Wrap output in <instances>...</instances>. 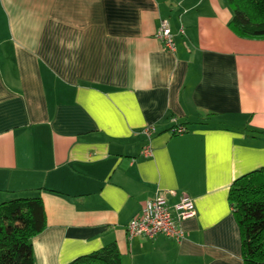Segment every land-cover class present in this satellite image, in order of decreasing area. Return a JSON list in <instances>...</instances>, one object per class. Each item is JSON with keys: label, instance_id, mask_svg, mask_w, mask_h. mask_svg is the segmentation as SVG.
I'll list each match as a JSON object with an SVG mask.
<instances>
[{"label": "crops", "instance_id": "0c3cea01", "mask_svg": "<svg viewBox=\"0 0 264 264\" xmlns=\"http://www.w3.org/2000/svg\"><path fill=\"white\" fill-rule=\"evenodd\" d=\"M233 16L227 0H0V203L43 199L36 264L112 242L123 264H244L229 193L264 168V39ZM159 192L194 200L185 238L129 239Z\"/></svg>", "mask_w": 264, "mask_h": 264}, {"label": "trees", "instance_id": "16d2710c", "mask_svg": "<svg viewBox=\"0 0 264 264\" xmlns=\"http://www.w3.org/2000/svg\"><path fill=\"white\" fill-rule=\"evenodd\" d=\"M230 28L246 39H264V0H227ZM229 201L239 225L244 264H264V168L237 178ZM47 228L43 199L20 197L0 203V264H36L33 239ZM69 264H123L115 242Z\"/></svg>", "mask_w": 264, "mask_h": 264}, {"label": "built area", "instance_id": "2783aa9c", "mask_svg": "<svg viewBox=\"0 0 264 264\" xmlns=\"http://www.w3.org/2000/svg\"><path fill=\"white\" fill-rule=\"evenodd\" d=\"M157 37L165 48L175 50L174 33L168 21L162 22ZM172 132L174 135H183L188 129L183 124H177L172 128ZM142 133L148 140L142 153L145 157H151L153 155L151 141L157 133V126L155 124L146 126ZM169 194L176 196L177 192L170 191ZM196 213L195 202L189 196L182 195L179 202L172 206L168 201L167 193L159 192L155 198L145 204L142 213L128 223L127 235L129 239L141 236L150 240L164 236L180 242L185 238L184 223L194 218Z\"/></svg>", "mask_w": 264, "mask_h": 264}]
</instances>
